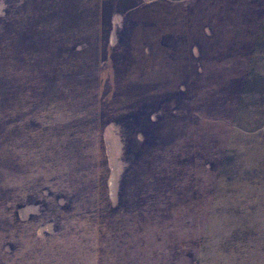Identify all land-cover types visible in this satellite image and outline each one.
<instances>
[{
	"label": "rangeland",
	"instance_id": "374dc122",
	"mask_svg": "<svg viewBox=\"0 0 264 264\" xmlns=\"http://www.w3.org/2000/svg\"><path fill=\"white\" fill-rule=\"evenodd\" d=\"M0 264H264V0H0Z\"/></svg>",
	"mask_w": 264,
	"mask_h": 264
},
{
	"label": "trees",
	"instance_id": "16d2710c",
	"mask_svg": "<svg viewBox=\"0 0 264 264\" xmlns=\"http://www.w3.org/2000/svg\"><path fill=\"white\" fill-rule=\"evenodd\" d=\"M29 19V18H28Z\"/></svg>",
	"mask_w": 264,
	"mask_h": 264
}]
</instances>
